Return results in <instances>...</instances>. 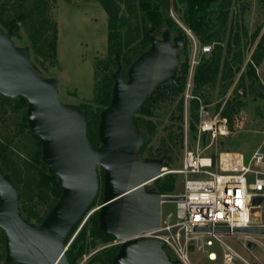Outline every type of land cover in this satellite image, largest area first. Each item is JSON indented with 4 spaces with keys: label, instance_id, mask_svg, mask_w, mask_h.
I'll use <instances>...</instances> for the list:
<instances>
[{
    "label": "water",
    "instance_id": "water-1",
    "mask_svg": "<svg viewBox=\"0 0 264 264\" xmlns=\"http://www.w3.org/2000/svg\"><path fill=\"white\" fill-rule=\"evenodd\" d=\"M146 34L150 46L130 64L126 78L118 59L110 103L100 112L99 143L94 147L80 106L60 99L57 79L33 67L30 48L14 42L13 27L0 28V94L27 99L29 129L39 136L41 159L57 176L62 192L43 221L32 222L20 212L18 187L0 166V228L7 262L77 264V257L67 254V240L102 186L99 228L120 241L113 264H182L169 255L163 239L144 234L160 227L163 201L183 196L163 193L153 185L163 175L169 149L142 155L146 138L134 120L158 86L177 82L185 35L173 36L169 28L161 36L150 30ZM261 200L254 198L255 203ZM235 230L264 235V226Z\"/></svg>",
    "mask_w": 264,
    "mask_h": 264
},
{
    "label": "rangeland",
    "instance_id": "rangeland-1",
    "mask_svg": "<svg viewBox=\"0 0 264 264\" xmlns=\"http://www.w3.org/2000/svg\"><path fill=\"white\" fill-rule=\"evenodd\" d=\"M105 1L109 5L112 18L114 15L117 16L114 19L115 22L110 19V15L101 0H47V14L58 25L57 59L55 61L45 59L37 56L31 50V62L40 74L58 79L59 97L63 102L74 103L82 107L90 104L95 108V82L98 72L99 77H102L107 72L116 70L113 65L114 58L110 55V47L117 49L121 47L118 59L123 66V71H125L127 69L124 63L126 57H133L136 50L142 45L141 40L147 30L145 28H149L150 23L139 7V0ZM152 1L159 6L163 14L170 16L178 27H180L179 22L188 27L184 21L186 2L169 0L167 5L166 0ZM20 2L21 0H0V5H5L4 15L14 16L15 8ZM95 5L100 11L94 7ZM212 8L218 9L213 10L211 28L207 34L216 33L222 27L221 24L226 22L224 36L228 39L230 35L231 41H234L230 54L231 69L234 74L230 77L229 68L222 66L215 81L195 87L193 84L189 91V98H187L186 77L183 90L179 94H173L169 86L163 87L148 104V107L137 114V127L147 139V148L156 153V149L159 147H163L167 143L171 145L169 164L168 166L165 165L169 171L179 169L186 147L190 149L196 144L197 119L194 122L195 129L191 128L190 123L194 117H198V107L201 103L216 102L217 108L219 104L221 105L222 102L226 101L225 110L229 108L230 114L240 109L249 114V122L245 130L213 141L205 136L202 143L205 146L204 152L206 154L220 150H237L249 156L264 138V83L259 75L261 73H259L260 66L258 65L256 68L259 80L255 82V85L251 86V79L247 74L246 77L241 78V73L244 71L245 65L252 60L253 53L264 32V0H215ZM92 9L97 10V13L92 12ZM224 12H227L226 16ZM3 30L7 29L4 28ZM257 30H259V34L255 38L252 37ZM110 33L114 34V40L111 43H109ZM177 33L172 31V35ZM194 34L201 46L211 45L212 48L211 52L199 54L200 62L204 57L211 55L217 43L204 42L200 35ZM157 36H161V34H157ZM212 38L217 39V35H212ZM13 40L20 46H32V41H30L23 25L13 35ZM225 44L226 41L223 45L224 48H226ZM194 49L193 41L190 37H185V48L180 53V60L190 62ZM239 57L243 58V64L238 71L236 66ZM263 62L264 58L260 63ZM1 103L3 104L2 108ZM13 105L14 102H9L0 97V154L1 157L4 152L8 154L14 165L21 167L23 164L21 167L23 168L22 174L19 177L21 180H25L27 177L37 176L36 169L32 166L26 168L23 162L32 153L35 140L22 125L21 111H14L11 107ZM84 109L88 108L84 107ZM186 109L188 110L187 116ZM211 109L213 110L215 107L211 106ZM185 119L188 120L187 132ZM92 131L96 133V126ZM93 143L96 146L98 141ZM143 154L146 155L145 152ZM11 168L7 169L6 172L10 174ZM99 172L102 173L100 167ZM168 174L172 179L174 178L175 188L171 194L182 193L184 191L183 176L172 171L164 173L161 179L168 181L170 179ZM17 183L20 185L22 181H17ZM101 195L102 186L94 204L86 214L85 219L76 228L70 241L85 225L87 218L97 212L101 204ZM24 203L33 205V210L39 212L40 215H44L47 210V205H41L36 198L32 201H21L20 207ZM175 207L174 201H163L161 205L163 217L169 212H174ZM31 221L37 223V218ZM253 235L263 244H257L255 252L264 259V235ZM230 241L245 257L247 256L235 240ZM111 244L114 242L107 245ZM104 246L103 243H97L96 247L91 248L77 260V264H101L100 260L93 259L95 256L93 254ZM168 253L174 257L169 249ZM190 255L195 262L208 263L205 254L202 252L192 250ZM0 264L3 263L0 261Z\"/></svg>",
    "mask_w": 264,
    "mask_h": 264
},
{
    "label": "trees",
    "instance_id": "trees-1",
    "mask_svg": "<svg viewBox=\"0 0 264 264\" xmlns=\"http://www.w3.org/2000/svg\"><path fill=\"white\" fill-rule=\"evenodd\" d=\"M102 4L104 5L105 9L108 11V14L110 15V19L112 22H115V18L117 17L114 15L112 18L111 10L109 8V5L105 0H101ZM186 2V10L184 15V21L188 25V27L196 34L200 35L202 40L204 42H216L217 46L214 49V51L211 53L210 56L204 57L202 61H200L194 70L193 80H194V87L195 86H202L205 85L211 81H215L219 70H221L222 66L225 68H229V76L231 77L234 73H232V67L230 62V54L232 51V42L231 36L229 35V38L227 39L225 34V27L226 22L221 24L220 30H217L216 34L217 39H213L212 35L214 34H207L209 33V29L211 28V22H212V15H213V9L212 5L215 0H183ZM139 7L144 13V16L149 21L150 25L142 37V45L139 47L133 57H126L124 63L125 66L128 68L130 64L144 51H146L150 46V40L147 36V31H151L154 34H162V32L169 28L170 31H176V32H183L185 37L187 38V34L181 27H178L174 20L168 16L163 14V12L160 10L158 5H155L152 0H139L138 1ZM166 4H169V0H166ZM17 8V9H16ZM15 8V14L12 15H4L5 12V5H0V28L7 30L10 27H13V35L17 33V30L20 28V26H25L26 32L28 33L30 41H32V46H28L30 50H33V53L37 56L43 57L45 59H57V42H58V28L57 23L51 19V17L47 14V0H21L20 4ZM216 8V7H215ZM227 12H224V15L226 16ZM223 29V30H221ZM259 34V30H257L252 37H256ZM116 39V38H115ZM114 40V34L110 33L109 35V43ZM226 41V48L224 43ZM185 42V40H184ZM238 42V41H237ZM121 47L112 48L110 47V55L113 56L114 61L113 65L116 69L118 66V54L120 52ZM184 50V49H183ZM212 50V49H211ZM211 52V51H210ZM207 53V52H206ZM205 54V53H203ZM237 56V55H236ZM264 58V32L260 37V40L256 46V49L253 53L252 60L247 63L244 67V71L241 73V78L246 77V74L251 79V86L255 85V82H258L259 76L256 72L257 66L260 64L261 60ZM238 65L236 66L237 70L239 71L242 64H243V58L239 57L237 60ZM33 67L36 69L35 65L32 63ZM98 67V65H97ZM190 68V62L188 60H180L179 62V68L177 71V82L176 83H169L160 85L157 87L155 92L148 98L146 103L139 109L137 114L141 111H144L145 108L148 107V104L156 97V95L162 90L163 87L169 86L170 91L173 94H179L183 90L184 86V79L188 78ZM226 68V69H227ZM127 72V69L125 70ZM123 71L122 66V73L124 77L126 78V72ZM125 72V74H124ZM112 71L107 72L102 77L96 78L95 82V102L96 107L90 106V104H86L84 107L88 109H84V107L80 106V108L83 110L84 114L87 118V131L88 136L93 144L94 147H97L99 143V137H98V123L100 119V112L102 109H104L106 106L109 105L111 95H112V88H113V82L114 79L112 77ZM187 80V79H186ZM260 84V82H259ZM261 85V84H260ZM262 87V85H261ZM0 97L4 100H7L9 102H14V105L11 106L14 111H21L22 115V125L26 129L27 133L32 136V138L35 140V145L33 146L32 153L29 154V157H26L23 162L26 165V168L32 166L36 169L37 176L33 178L27 177L25 180L20 179V175L22 174L23 164H21V167L18 165H14L12 163L11 157L6 154L5 152L2 153V157L0 154V166L3 171H7V169L11 168L10 176L14 183L19 185L18 182H21L18 186L19 190V204L21 201L27 202L32 201L35 198L41 205H47V210L44 212V215H40L39 212L34 211L32 206L33 205H27V203H24L22 207L19 205L20 212L28 218L30 221L37 218V223H41L45 216L49 213L51 208L54 206L56 201L61 196V188L58 183L57 176L55 174L49 173L47 165L42 161L41 159V141L39 136L32 132L29 129L28 123H27V117H26V108H27V99L22 96H16V97H8L0 94ZM2 104V103H1ZM227 104V103H226ZM229 105V104H228ZM3 107V104L1 108ZM229 107V106H227ZM90 112V113H89ZM137 114L135 116L134 120V126L139 131L137 127ZM224 115L231 116L230 109H226L223 112ZM195 119H198V117H194V119L191 120L190 126L192 129H195ZM96 126L97 131L96 133H93V128ZM140 132V131H139ZM142 134V133H141ZM144 135V134H143ZM145 136V135H144ZM146 138V137H145ZM147 140V139H146ZM144 142L141 152L142 155L145 152L146 155H153L159 152L160 150L164 148H168L169 152L171 151V145L168 143L163 145V147H159L156 153L155 151H152L151 149L147 148V142ZM94 141H98L97 145H94ZM145 155V156H146ZM168 159H170L169 153L167 157L164 160V165L168 166L169 162ZM102 174V173H101ZM100 174V175H101ZM170 177V174H168ZM19 177V178H18ZM174 178L170 177V179L162 180L161 177H159L155 182L154 186L159 188L163 193H169L174 190ZM95 202V201H94ZM94 204V203H93ZM92 204V205H93ZM92 207V206H91ZM79 225V224H78ZM76 226V228L78 227ZM76 228L71 232L67 244V254L70 258L77 257V260L81 258L86 252H88L91 248H94L97 246V243H103L105 246L95 252L93 255L94 260L98 259L100 260L101 264H113V257L116 254L120 243L118 244H110L114 242V236L110 233L104 232L99 228V221H98V210L95 214L90 215L85 225L79 230V232L76 234L74 239L70 241L72 235L74 234ZM0 261L3 264H23L18 262H7L6 261V254H5V236L3 230L0 228Z\"/></svg>",
    "mask_w": 264,
    "mask_h": 264
},
{
    "label": "built area",
    "instance_id": "built-area-1",
    "mask_svg": "<svg viewBox=\"0 0 264 264\" xmlns=\"http://www.w3.org/2000/svg\"><path fill=\"white\" fill-rule=\"evenodd\" d=\"M180 25L195 46L186 82L189 98L199 54L212 48L201 46L193 31ZM216 105V102L199 104L197 141L194 147H186L181 167L170 171L163 167V175L174 171L183 176L184 191L179 193L183 199L174 201V212L161 216L159 228L144 234L163 239L167 252L169 249L174 255L171 257L182 264H264V259L255 252L257 244L263 245L260 240L254 233L235 230L264 226V138L249 156L237 150L206 154L202 143L205 136L211 141L218 140L245 130L249 122V114L243 109L233 111L229 117L223 114L226 101L217 108ZM185 128L187 132V119ZM225 153L231 155L224 165ZM256 197L262 200L255 203ZM220 227L229 230H218ZM230 240H235L247 256ZM118 243L114 240V244ZM192 250L205 254L208 263L195 262L190 255Z\"/></svg>",
    "mask_w": 264,
    "mask_h": 264
},
{
    "label": "crops",
    "instance_id": "crops-1",
    "mask_svg": "<svg viewBox=\"0 0 264 264\" xmlns=\"http://www.w3.org/2000/svg\"><path fill=\"white\" fill-rule=\"evenodd\" d=\"M86 4H87V3H86ZM86 4H84V5H86ZM94 7L97 8V9L99 10V8H98L97 5H95ZM99 11H100V10H99ZM102 11H103V13H105L104 10H102ZM92 12H96V13H97V10L92 9ZM261 64H262V65H261ZM259 66H260V67H259V68H260L259 73L261 72L259 75H260V78H261L262 82L264 83V62H263V63H260ZM57 80H58V79H57Z\"/></svg>",
    "mask_w": 264,
    "mask_h": 264
},
{
    "label": "bare ground",
    "instance_id": "bare-ground-1",
    "mask_svg": "<svg viewBox=\"0 0 264 264\" xmlns=\"http://www.w3.org/2000/svg\"><path fill=\"white\" fill-rule=\"evenodd\" d=\"M230 155H231L230 153H225V154H223V163H224V165L226 164V160H227V158H228Z\"/></svg>",
    "mask_w": 264,
    "mask_h": 264
},
{
    "label": "flooded vegetation",
    "instance_id": "flooded-vegetation-1",
    "mask_svg": "<svg viewBox=\"0 0 264 264\" xmlns=\"http://www.w3.org/2000/svg\"><path fill=\"white\" fill-rule=\"evenodd\" d=\"M174 36V35H173Z\"/></svg>",
    "mask_w": 264,
    "mask_h": 264
}]
</instances>
